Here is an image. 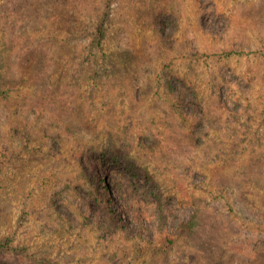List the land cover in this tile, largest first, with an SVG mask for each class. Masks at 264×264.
<instances>
[{
    "label": "rangeland",
    "instance_id": "1",
    "mask_svg": "<svg viewBox=\"0 0 264 264\" xmlns=\"http://www.w3.org/2000/svg\"><path fill=\"white\" fill-rule=\"evenodd\" d=\"M54 1L23 30L73 95L61 126L22 100L0 104V264L19 253L29 264H264V0H82L83 16L107 21L105 52L130 58L124 89L105 70L118 66H95L93 83L90 27L52 24ZM111 147L156 183H139L129 209L114 181L130 197L131 175L103 167L127 226L85 204L94 183L82 164Z\"/></svg>",
    "mask_w": 264,
    "mask_h": 264
},
{
    "label": "trees",
    "instance_id": "2",
    "mask_svg": "<svg viewBox=\"0 0 264 264\" xmlns=\"http://www.w3.org/2000/svg\"><path fill=\"white\" fill-rule=\"evenodd\" d=\"M5 2L6 3L3 5L0 4V44H2L0 45V104L3 103L2 101H5L11 102L13 105L17 101L19 102L22 100L29 103L26 109L22 107L24 110L23 112L28 114L29 112H35L41 109L43 113H50V117L55 118L54 123L61 126L64 120L62 119L63 116L60 114V111L70 102L68 98L62 99V97L64 95L67 97L68 95L69 97L73 95L69 88L72 83L71 76H64L63 71H60V73L56 75L55 70L51 71L50 64L46 59L44 63H42L43 61L41 60H38V63V61L33 58V54L35 52L38 53L39 57H43V50L41 49L43 43H41L37 35L35 36L31 32H27L29 26L25 27L23 30L24 24L30 20L28 17L29 13L33 12L30 18H33L34 22L39 21L40 11L48 7L47 0H6ZM83 6L84 3H82V0H55L54 8L50 12L49 21H51L52 24L54 23V25H61V19H69V25L74 23L72 28L75 29V34L85 33L88 30L87 27H90V42L87 48L95 54V58L91 60L95 64V69L91 74L93 83L98 84L99 78L102 79L101 72L98 70L100 65L109 67L118 66L117 70H112L111 68H106L105 70H109V73L112 71H116V73L120 72L121 76L117 77V88L124 89V86L127 84L126 81H128L126 71L132 69L130 58L125 55L122 58L121 53L112 55L105 52L104 40L108 31L107 21L105 17L102 16L97 19H93L89 15L86 16V14L83 16ZM51 15L53 16L51 17ZM78 15H80L81 18H78ZM40 24L41 23H39L38 26H40ZM33 30H35V27H33ZM33 39H35L34 44L32 42ZM29 42L32 43L28 45ZM116 57L119 58V60H117ZM102 66L99 68L101 69ZM108 76H111V74H108ZM64 78L66 79L64 80ZM166 80L168 87L171 88L173 86V77L167 76ZM25 82L27 86H22ZM23 87L30 90L23 91ZM14 92H18V95L14 96ZM179 92L181 91L179 90ZM173 102L172 108L174 107L175 110L182 112L183 98L181 97L179 101ZM67 127L69 126L66 125L65 128ZM114 144L115 143H113V145ZM96 155V158L90 161V165L86 167V165L82 164L83 167H81L83 173L86 175L85 177L89 175L86 168L92 172L90 174H93V177L95 176V178L88 177L91 185L94 183L92 199L90 197L85 201L88 211H102L109 220L127 226L119 213L116 200L111 193L113 191L110 189L104 177L105 171L103 167L107 164L114 163L116 166L115 175L117 177L121 178L126 176L127 173L131 175L130 178L132 179V183L129 184V187L131 189L134 188L135 191L130 197L125 195V191L123 192L124 187L122 180L119 179L114 181L115 184H118L115 185L114 190L117 191L119 198L120 195L123 197L129 209H137L139 206L137 202L140 203V200L138 197L136 198V195L139 194V191H137L139 190V183L145 182L153 189L156 183L153 181L154 179L149 172H143L133 160L115 147L101 150L97 152ZM55 201L54 198L51 199L53 206ZM81 214L83 215L85 212L81 211ZM197 216L198 213L195 215V218H197ZM162 218L165 217L162 215L161 219ZM194 222H196V220H192V223ZM160 225H162V222ZM4 246L7 247V245ZM17 257L20 259L15 258V264H29L23 254L20 255L19 253ZM203 257L199 261V264H201ZM208 258V264H214L211 260L215 259L209 256ZM218 263L219 261H215V264Z\"/></svg>",
    "mask_w": 264,
    "mask_h": 264
}]
</instances>
